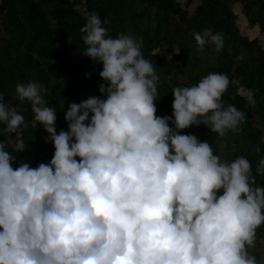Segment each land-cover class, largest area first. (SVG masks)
Wrapping results in <instances>:
<instances>
[{
	"label": "clouds",
	"instance_id": "1",
	"mask_svg": "<svg viewBox=\"0 0 264 264\" xmlns=\"http://www.w3.org/2000/svg\"><path fill=\"white\" fill-rule=\"evenodd\" d=\"M84 32L82 55L102 65L103 98L69 103L67 131L57 132L42 84L15 88L16 100L30 102L32 127L41 124L54 147L48 163L13 168L29 122L0 95V264H257L249 249L264 225V187L250 161L221 160L208 141L181 134L200 124L220 137L238 131L245 114L221 99L227 75L175 87L172 115L160 117L159 78L143 42L109 36L96 13ZM192 35L200 51L223 46L210 28ZM246 101L255 104L254 90ZM256 172L264 174V158Z\"/></svg>",
	"mask_w": 264,
	"mask_h": 264
},
{
	"label": "trees",
	"instance_id": "2",
	"mask_svg": "<svg viewBox=\"0 0 264 264\" xmlns=\"http://www.w3.org/2000/svg\"><path fill=\"white\" fill-rule=\"evenodd\" d=\"M80 6L88 16H99L109 36L115 38L122 32L143 42L142 54L152 61L159 78L157 116L172 115L175 87H190L209 73L226 74L230 83L221 99L225 106L234 105L245 114L238 131L229 130L220 137L200 124L181 134L208 141L216 155L232 135V158L246 157L256 183L264 187V174L256 172L264 158V48L243 27L246 23L247 29L259 27L264 33V0H0V95L29 122L24 129L27 147L12 153L14 169L21 160L31 167L48 163L54 153L52 143L45 141L48 134L43 126L32 127L30 102L15 99L17 84L38 82L46 88V104L57 111V132L67 131L64 112L69 103L89 96L103 98L98 90L104 83L99 76L102 65L82 55L87 47L82 37L88 16H83ZM204 28L222 34L219 51L209 44L198 50L192 34ZM242 52L249 57L238 61ZM249 89L254 90L253 105L246 101ZM8 136L6 150L11 152L16 134Z\"/></svg>",
	"mask_w": 264,
	"mask_h": 264
},
{
	"label": "rangeland",
	"instance_id": "3",
	"mask_svg": "<svg viewBox=\"0 0 264 264\" xmlns=\"http://www.w3.org/2000/svg\"><path fill=\"white\" fill-rule=\"evenodd\" d=\"M78 9L81 11V13L83 14L84 17H87L88 14H87V11H86V8L85 7H78ZM236 11L240 14V9L238 7H235ZM244 20V19H243ZM246 21V20H244ZM244 28H246V32L248 34V31H247V24L245 23L243 25ZM249 37L251 39H257L259 41V43L261 44V46L264 48V33H261L260 30H259V27H256L254 29H252V33L248 34ZM243 57H249V54L247 52H242L239 57H238V61L243 58ZM241 93L243 95H246L247 93L243 90H241ZM234 139V137L232 135H228L226 140L222 143L221 145V148H220V151H219V154L218 156L220 157L221 160H224V161H228V162H231L232 160H234L232 158V150L230 149V143L231 141Z\"/></svg>",
	"mask_w": 264,
	"mask_h": 264
},
{
	"label": "crops",
	"instance_id": "4",
	"mask_svg": "<svg viewBox=\"0 0 264 264\" xmlns=\"http://www.w3.org/2000/svg\"><path fill=\"white\" fill-rule=\"evenodd\" d=\"M248 34L252 33V29H247ZM261 45V44H260ZM250 254L254 255L257 264H264V225L257 229V239L253 247L249 249Z\"/></svg>",
	"mask_w": 264,
	"mask_h": 264
}]
</instances>
